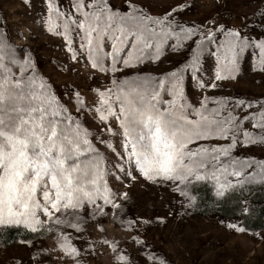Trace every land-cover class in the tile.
Here are the masks:
<instances>
[{"label":"snow or ice","instance_id":"6c2138e0","mask_svg":"<svg viewBox=\"0 0 264 264\" xmlns=\"http://www.w3.org/2000/svg\"><path fill=\"white\" fill-rule=\"evenodd\" d=\"M46 3L47 31L65 41L73 61L85 59L112 85L97 88L92 102L104 126L100 131L120 137L119 150L104 138L98 140L116 157L112 170L130 177L135 172L153 183H175L174 190L185 197L193 181H214L219 197L245 184L264 183V161L233 154L238 146L264 144V101L204 96L193 106L184 86L188 73L202 89L218 87L198 79L206 54L215 57L213 81L235 78L246 52L264 72V39L223 28L222 39L212 31L201 34L176 19L184 5L153 16L136 0H126L124 10L113 9L109 0H68L66 8L58 0ZM166 46L187 48L190 58L159 77L117 76L159 61ZM32 69L30 58L18 60L0 36V226H23L40 236L53 226L81 233L85 216L106 215L104 206L120 208L105 179L112 174L111 162L94 143L92 131ZM73 99L82 110L86 102L80 93ZM253 168L259 171H249ZM227 227L245 231L235 224ZM61 235V251L79 264L80 249L69 235ZM116 260L127 257L118 254Z\"/></svg>","mask_w":264,"mask_h":264},{"label":"rangeland","instance_id":"374dc122","mask_svg":"<svg viewBox=\"0 0 264 264\" xmlns=\"http://www.w3.org/2000/svg\"><path fill=\"white\" fill-rule=\"evenodd\" d=\"M109 2L115 10L126 7V0ZM58 3L65 8L68 6V0H58ZM136 3L153 16H163L177 5H184L182 12L174 14L176 19L185 26L199 28L201 34L212 31L222 39L219 30L223 28L240 31L252 40L264 39V0H136ZM46 18V0H0V36L10 44L18 60L23 62L30 58L32 70L51 86L79 122L92 131L96 138L94 143L106 161L111 162L107 166L112 170L116 157L98 140L104 138L119 150L120 137L100 131L104 126L96 118V105L92 103L97 88L105 89L112 85L108 77L91 69L85 59H71L65 41L47 31ZM188 58L190 52L187 48L174 51L166 46L159 61L125 69L117 76H163L182 67ZM255 64V58L246 52L235 78L213 81L215 57L206 54L198 79L205 83L215 82L218 87L202 89L185 73L188 103L199 106L204 96L264 101V72L258 71ZM75 92H79L86 102L82 110L73 99ZM246 126L256 131L251 125ZM233 154L264 161V144L238 146ZM249 171L259 170L253 168ZM105 179L116 194L113 199L120 208L104 206L106 215L97 214L94 219L85 216L81 233L53 226V231L42 236L27 230L34 237L19 238L10 243H5L0 237V264H76L60 249L64 242L61 233L69 235L71 243L80 249L79 264H160L161 260L164 264H264V228L245 229L240 223V215L224 216L214 206H196L199 186L208 185L215 199L221 200L245 186L259 189L264 195V183L245 184L219 197L214 181H193L185 189L188 192V197H185L174 190L175 183H153L135 172L130 177L112 170ZM180 187L184 188V185ZM98 203L102 204V201ZM203 210L210 213L203 215ZM229 224L243 227L245 231L230 229L227 227ZM11 228L25 229L23 226H0V232ZM28 241H31V246ZM113 245L116 252H113ZM118 254L127 260L117 261ZM149 256L154 259L149 260Z\"/></svg>","mask_w":264,"mask_h":264},{"label":"trees","instance_id":"16d2710c","mask_svg":"<svg viewBox=\"0 0 264 264\" xmlns=\"http://www.w3.org/2000/svg\"><path fill=\"white\" fill-rule=\"evenodd\" d=\"M196 200L197 207L209 208L214 206L224 216L240 215V223L245 229L260 230L264 228V195L259 189L245 186L242 190L236 193L231 192L229 196L217 200L212 188H209L208 185H202L196 191ZM209 213L206 210L201 211L203 215ZM0 237L4 238L5 243H10L19 238H32L34 235L25 229L11 228L1 231Z\"/></svg>","mask_w":264,"mask_h":264}]
</instances>
